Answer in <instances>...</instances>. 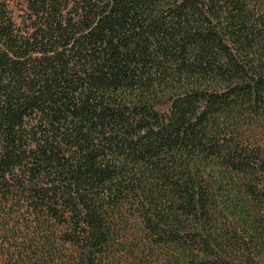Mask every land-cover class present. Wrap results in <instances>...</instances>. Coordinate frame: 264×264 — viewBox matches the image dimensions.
Here are the masks:
<instances>
[{"label":"trees","instance_id":"obj_1","mask_svg":"<svg viewBox=\"0 0 264 264\" xmlns=\"http://www.w3.org/2000/svg\"><path fill=\"white\" fill-rule=\"evenodd\" d=\"M0 264H264V0H0Z\"/></svg>","mask_w":264,"mask_h":264}]
</instances>
